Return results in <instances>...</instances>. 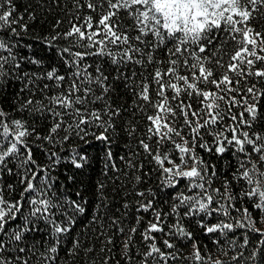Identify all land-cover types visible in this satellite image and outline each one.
I'll use <instances>...</instances> for the list:
<instances>
[{"label": "snow or ice", "instance_id": "1", "mask_svg": "<svg viewBox=\"0 0 264 264\" xmlns=\"http://www.w3.org/2000/svg\"><path fill=\"white\" fill-rule=\"evenodd\" d=\"M45 4L0 0V264H264V0Z\"/></svg>", "mask_w": 264, "mask_h": 264}, {"label": "trees", "instance_id": "2", "mask_svg": "<svg viewBox=\"0 0 264 264\" xmlns=\"http://www.w3.org/2000/svg\"><path fill=\"white\" fill-rule=\"evenodd\" d=\"M17 11H23L24 5H30L31 8H34L36 10V13L38 16H42L41 24H43V29L37 28L36 31L39 32L41 30H47L51 27V25L54 23V21L57 18H63V14L60 12V9L57 7H50L48 11H45V8H48V5L45 4V0H15ZM27 19V17H26ZM66 25H62L61 27H65ZM31 37H29L25 42H30ZM25 52H28V49H24ZM31 51H37L39 55H46V53L39 49H32ZM15 86L10 89L9 91H15ZM127 99V97H125ZM142 123V121H141ZM123 154V153H121ZM62 155H66V153H62ZM89 156L90 161L89 165L86 166L84 169H74L71 167V165H68L67 167L61 166L60 168H57L56 172L53 173L54 176L57 177L58 182H63L66 184L69 194L74 193L75 191L79 190L81 195L84 197L85 200L89 202V206L96 204V184L101 181H105L106 177L102 174V170L104 167V159H103V151L101 148L93 147L89 149ZM214 163H217V167L220 168V164L217 161H213ZM66 175L74 176V181L72 184H68V182L65 180ZM19 186L17 185V191L13 193V197H16L19 195ZM7 195V193H6ZM119 197H117V200ZM131 217H129L130 219ZM86 223V222H85ZM127 223V221H125ZM84 229V224L78 223V226L74 229L77 233H82V230ZM194 234L200 235L198 229H193ZM81 239H84V235H81ZM201 240L203 243H208L206 238L201 237ZM87 242V241H86ZM92 243L96 244L97 247V264H101L100 257L103 255L102 253H99V242L95 240V238H92ZM188 249H185V252H187ZM117 259H119V253L118 249L114 250ZM71 264V262H70ZM75 264H80V261L77 260ZM121 264H123V261H121Z\"/></svg>", "mask_w": 264, "mask_h": 264}]
</instances>
